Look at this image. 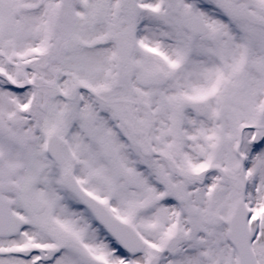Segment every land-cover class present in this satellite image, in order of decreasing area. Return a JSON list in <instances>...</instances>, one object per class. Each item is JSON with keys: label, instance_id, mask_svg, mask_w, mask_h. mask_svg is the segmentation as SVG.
<instances>
[{"label": "snow or ice", "instance_id": "1", "mask_svg": "<svg viewBox=\"0 0 264 264\" xmlns=\"http://www.w3.org/2000/svg\"><path fill=\"white\" fill-rule=\"evenodd\" d=\"M0 264H264V0H0Z\"/></svg>", "mask_w": 264, "mask_h": 264}]
</instances>
